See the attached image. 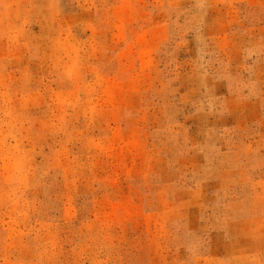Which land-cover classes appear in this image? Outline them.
<instances>
[{"label": "rangeland", "instance_id": "rangeland-1", "mask_svg": "<svg viewBox=\"0 0 264 264\" xmlns=\"http://www.w3.org/2000/svg\"><path fill=\"white\" fill-rule=\"evenodd\" d=\"M0 264H264V0H0Z\"/></svg>", "mask_w": 264, "mask_h": 264}]
</instances>
